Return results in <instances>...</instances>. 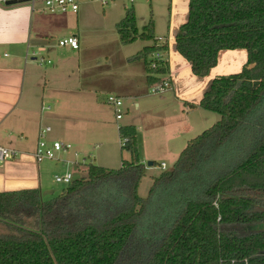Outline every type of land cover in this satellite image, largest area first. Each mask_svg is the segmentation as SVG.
<instances>
[{
	"label": "trees",
	"instance_id": "1",
	"mask_svg": "<svg viewBox=\"0 0 264 264\" xmlns=\"http://www.w3.org/2000/svg\"><path fill=\"white\" fill-rule=\"evenodd\" d=\"M154 29L151 20L138 30L133 7L117 26L126 45L154 40ZM175 49L197 78L210 75L222 52L246 51L239 73L215 77L198 104H189L193 110L220 115V121L189 141L173 174L155 179L146 199L138 193L145 173L133 125L119 129L122 149L131 153V161L123 162L121 169L88 164L85 177H73L50 201H44L39 190L0 193V224L7 229L0 234V264H124L137 230L152 221L154 204L159 207L166 199L161 184L180 178L192 182L198 173L200 189L190 194L187 187L175 188L174 213L155 218L162 239L142 264H264V232L240 236L225 230L264 224L261 202L237 194L264 193V123L253 143L239 146L238 162L226 174L213 178L210 172L202 173L208 163L223 164L214 154L234 135L239 139L261 114L250 122L252 115L264 107V0H189L188 19L178 29ZM162 50L167 52L168 46L142 51L150 87L170 74L167 62L156 69L153 60L148 62Z\"/></svg>",
	"mask_w": 264,
	"mask_h": 264
},
{
	"label": "crops",
	"instance_id": "2",
	"mask_svg": "<svg viewBox=\"0 0 264 264\" xmlns=\"http://www.w3.org/2000/svg\"><path fill=\"white\" fill-rule=\"evenodd\" d=\"M7 1L10 0L0 3V146L16 150L21 154L17 159L0 164V193L24 190H39L41 192L45 177L48 172L50 174L53 172V167L56 168V174H61L58 176L74 173L73 167L72 169L67 167L72 163V160L66 158V154H70V152L62 156L65 160L62 159L63 164L55 163L58 167L52 163L42 165L35 161L33 154L42 129L44 127L51 128V133L48 136L49 141H60L64 144H70L71 141L81 143L87 138V125L82 121V118H78L79 121H74L71 116L84 115L85 107L80 105L82 98L86 103L87 99H93L92 95L100 90L111 93V95L115 94L121 99H133L140 93L146 94L149 84L144 61L129 60L118 51L121 44L126 46L121 42L117 31L118 24L126 16L128 10L126 5H114L113 8L106 7L107 9H104L105 7L98 2L80 0V9L77 13H49L43 10L42 3L38 5L39 1H36L35 9L30 5L32 0L29 3L13 6H6ZM168 1L171 17L170 31H172V41L175 47L176 34L184 23L179 26L174 24L172 27V16L178 13L179 7H183L188 12L189 0ZM137 2L135 0L132 4H134L138 30L141 32L138 22L140 20L145 22L146 14L143 13L141 5L135 6ZM161 2L163 0L146 2L151 16L155 14L160 5H165L164 2ZM154 26V30L157 32L156 23ZM72 36L79 41L78 50L58 45L59 40ZM165 43L168 46L167 63L170 69V78L177 91L180 89L178 74L183 69L189 70L188 66L190 68V65L186 61H181L182 57L178 56V53L171 52L170 40ZM225 54L227 53L220 54V62ZM227 56L225 59L231 64L234 61L233 57ZM40 57L51 63L42 72L39 69L41 65L38 63ZM104 61L110 65L100 67ZM58 63L74 67L80 75L71 77L65 67ZM245 64L246 62H243L241 70ZM117 67L123 68L122 71L126 72L117 74ZM216 68L211 71L207 77L208 80L204 82L203 90L215 77L222 76L217 74ZM138 75L140 81H136ZM73 78L77 83H72ZM82 92H85V95H81ZM202 93L200 92L196 102L189 104L197 105ZM196 95L191 94L188 98ZM184 103L183 106H185ZM45 107L46 109H44ZM194 110L192 109V111ZM197 110L201 109L197 108ZM181 113L186 114L184 110H181ZM80 121L83 123L80 124ZM92 123V128H98V125L103 122L94 119ZM131 125L133 124L124 126ZM187 126H182V129L186 131ZM121 127L123 125L118 126V133ZM139 140L138 134V142ZM139 145L141 163L144 165L146 174L151 167H148L145 161L154 159L155 154L146 153L140 142ZM78 153L79 151L75 152L76 159L79 158L80 153L78 156L76 155ZM177 157L180 158V156ZM152 163L155 164V162ZM0 227L4 228V233L7 232L4 224H0Z\"/></svg>",
	"mask_w": 264,
	"mask_h": 264
},
{
	"label": "rangeland",
	"instance_id": "3",
	"mask_svg": "<svg viewBox=\"0 0 264 264\" xmlns=\"http://www.w3.org/2000/svg\"><path fill=\"white\" fill-rule=\"evenodd\" d=\"M109 1V5L105 6L104 9H110V7L113 8L114 5L120 6L123 4L126 5L127 9H130L132 7L134 8V4L130 3L128 0ZM136 1L138 2L135 4V6L137 4L141 5L143 13L146 14L144 16V18H146L145 22L142 20L138 22L141 26V31L146 25H149L150 21L152 20L154 22V25L156 23V25L158 26L157 32H154L155 38L152 41L138 40L137 42L126 46L121 44L120 50H117L124 54L129 60L132 59L134 61H144L142 51L145 47L153 46L155 44L157 48H160L163 43L170 40V44L172 47L171 52L177 54V51L173 45L174 43L172 41V31H170L171 17L169 14L170 11L168 9L169 1L163 0L165 5L159 4L160 6L158 10L152 16L151 13L148 12V5L146 4V2L149 3L151 0ZM152 1L156 2V0ZM38 5H41V3H39ZM177 12L178 13L175 14V16H172V27L174 26V24L179 26V24L185 23L188 19V12L183 7H179ZM226 53L227 54L223 56L222 62L219 61V66L216 68L217 74H220L222 76H227L239 72L241 70L243 62H246L247 59V53L244 50L230 51ZM161 55L162 57H164V59H168L167 52L165 50H162ZM177 55L179 56V54ZM226 55H228L229 57H233L234 61L231 64H229L227 62L228 60L225 59ZM180 59L181 61H186L182 58ZM151 60L152 57L148 58L149 63ZM45 61L47 62L48 60L45 59ZM47 65L48 64L45 63L43 66H40V71L42 72V70L46 68ZM58 65L64 66L65 70L68 71L71 77H77L80 75L72 66L67 67L65 64L59 63ZM105 65L109 66L110 63L104 61L101 63L100 67H103ZM122 69L123 68L117 67L116 73L120 74L121 72H126L122 71ZM188 69L189 70L187 71L183 69L181 73L178 74L180 89H177V91L169 90L162 95H153L148 93L151 88L149 86L147 88L148 91L145 90L147 91L146 94L140 93V95H137L133 99H123L122 110L124 111V116L121 121L116 120L113 107H111L107 103V99L111 95V93L105 91L101 92L100 90H98V93L92 95L94 100L92 98H89L87 99L86 103L82 98V100H80V105L85 107L84 115L80 117L71 116V119L73 118L74 121H79V119L82 118V121H84L87 125V138L82 140L81 143H74V141L70 142L72 149L70 150V154H66V158L72 160V163L69 166L67 165V167H70L71 169L73 167L74 173L71 174L75 175L78 178L85 177L86 170L82 164H84L85 166L88 164H94L109 170H119L122 167L123 162L131 161V153L127 149H122L121 139L118 133V126L133 124L137 128L140 139L139 142L141 143L142 147L145 148L146 153L155 154L154 159L151 158L145 161L147 166L150 162H155V165L151 166L150 170L145 174V177L141 181L138 191L141 198H149V192L155 184L154 180L157 178H161L162 175L165 174H173L175 165L179 160V157L177 156L181 155L182 151L187 147L188 142L202 135L205 131L212 128L221 119V116L216 113L205 111L203 109H195L194 111H192V109L189 108V103L196 102L199 98L200 92L204 93L207 90L208 87L204 88V90L203 87L204 82L208 80V78H197L192 74L189 66ZM85 70H87L86 67ZM167 77L170 78V74L168 76L161 77V81ZM74 80L75 78H73L72 83H77V81ZM136 81H140L139 75ZM191 94L197 95L195 97L188 98V96H190ZM81 95H85V92H82ZM180 99L182 100V102ZM183 103L188 104V107L183 106ZM136 105H139V107H136ZM181 110H184L186 114L183 115L181 113ZM263 110L264 107H262L258 112L252 115L249 120L250 122L254 121L261 114L250 128L242 130L240 132L241 137L239 139L234 135L231 138V142L227 143V147L225 144L221 151L218 150L214 154L215 159L220 158L223 160V164L214 165L213 163H208L206 167H208L209 169L206 168V170H203L202 173L210 172V176L214 178V176L216 175L223 176L227 173V171H229V169L235 166V164L238 162L237 155L241 150L239 146L243 144V141L246 143H249V141L253 143L255 141L256 132L261 129L262 123H264ZM94 119H99L103 123L99 124L98 128H92L91 126ZM82 121H80V124L83 123ZM186 125L188 126L187 130L185 131L184 129H182V126L184 127ZM65 142L68 141L65 140ZM77 151H79L80 153V155L78 153V159H76L74 156L75 152ZM139 152L141 153L140 145ZM63 155V152H60L59 156L61 159H63ZM63 161L65 160L63 159ZM50 163L58 167L55 163L61 164L62 162L44 161L40 164L50 165ZM163 164H165L164 169H162ZM213 167L217 169V171H215L214 173ZM53 168L54 170L53 172H51V174L49 172L47 173L44 181V187L41 190V195L44 201H50L57 198L68 186L63 183H57L55 181V176L61 174H56V168ZM194 183H198V185H196L195 187ZM168 185L171 187H168ZM189 185L190 187H193L190 188ZM202 185L203 184L200 182L199 173L197 174L196 178L194 177L192 182H187L180 178L174 179L171 182L168 181L164 184H161V187L166 186V199H164V201H160L158 205L159 207L154 204V211L149 215L150 217L153 215L152 221L149 222L148 225H142L140 229L137 230V236H135L134 240L131 242L127 250V254L124 255V264H142L146 259H148V256L151 253L153 247H156L158 241H161V231L158 230V228H156L155 226L157 220L162 217V214L174 213L176 196L173 194L176 193L175 188L185 189L187 187L186 191L190 194H193L196 190H199ZM158 191L159 188L157 190V193ZM160 193L163 194V191L161 190ZM237 194L253 196L257 198L261 202V208L264 209V193L242 190L238 191ZM159 198L161 197L159 196ZM157 199L158 197L155 196L154 201ZM155 218H157V220H155ZM225 230L228 232H234L240 236H245L253 233L264 232V224L239 227L233 226L227 227ZM4 232V228L0 227V234H4Z\"/></svg>",
	"mask_w": 264,
	"mask_h": 264
},
{
	"label": "built area",
	"instance_id": "4",
	"mask_svg": "<svg viewBox=\"0 0 264 264\" xmlns=\"http://www.w3.org/2000/svg\"><path fill=\"white\" fill-rule=\"evenodd\" d=\"M36 1H39L43 4V10L49 13H77L80 9V0H32L30 5L33 9H35ZM93 2H98L101 6L105 7L109 5V0H92ZM130 3H133L135 0H128ZM5 2V0H0V3ZM160 41V39H159ZM58 45L60 47H70L73 50L79 49V41L76 37H68L58 41ZM167 45L163 43L160 47H164ZM163 55V54H162ZM161 51L156 52L152 55V68L156 69L159 66V63L168 62L167 59L162 57ZM38 63L43 66L45 63L51 64L50 61H45L44 58L38 59ZM169 90H175L174 85L172 84L171 78L167 77L161 81L159 85L152 86L148 93L153 95H162ZM107 103L113 107L116 115V120L121 121L124 116L123 107V99L110 95L107 99ZM46 109V107L44 108ZM49 109V108H48ZM51 133V128L45 127L42 129L40 133V139L37 145V148L33 154V157L37 163H42L44 161H53V162H62L59 154L63 152V154L70 152L72 146L70 144H64L60 141H49L48 136ZM50 143V144H49ZM122 148L125 146L123 142H121ZM18 151L1 147L0 146V164L5 163L6 161L14 160L20 157ZM78 156V154H76ZM79 165V164H78ZM85 166L84 164H82ZM165 168V165H162V169ZM74 175L68 173L62 176H56L55 181L57 183H63L65 185H69L73 181Z\"/></svg>",
	"mask_w": 264,
	"mask_h": 264
},
{
	"label": "water",
	"instance_id": "5",
	"mask_svg": "<svg viewBox=\"0 0 264 264\" xmlns=\"http://www.w3.org/2000/svg\"><path fill=\"white\" fill-rule=\"evenodd\" d=\"M29 2H30V0H24V1L10 0V1H7L5 5H6V6H13V5L22 4V3H29ZM148 166H149V167L153 166V163L150 162V163L148 164Z\"/></svg>",
	"mask_w": 264,
	"mask_h": 264
}]
</instances>
